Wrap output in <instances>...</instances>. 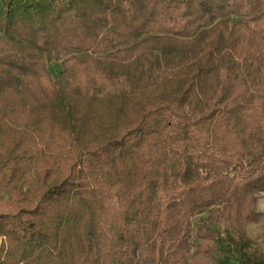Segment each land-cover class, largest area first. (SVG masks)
I'll list each match as a JSON object with an SVG mask.
<instances>
[{"label": "trees", "instance_id": "16d2710c", "mask_svg": "<svg viewBox=\"0 0 264 264\" xmlns=\"http://www.w3.org/2000/svg\"><path fill=\"white\" fill-rule=\"evenodd\" d=\"M261 191L264 0H0V264H252Z\"/></svg>", "mask_w": 264, "mask_h": 264}, {"label": "rangeland", "instance_id": "374dc122", "mask_svg": "<svg viewBox=\"0 0 264 264\" xmlns=\"http://www.w3.org/2000/svg\"><path fill=\"white\" fill-rule=\"evenodd\" d=\"M62 69L61 61H53L48 63V70L56 79ZM257 211L262 212V217L258 222L248 225L247 235L252 240L251 253L252 264H264V191L257 194V200L254 205ZM208 210H205L195 216L193 219L194 225H197L201 219L206 217ZM231 264H238L235 257L232 258Z\"/></svg>", "mask_w": 264, "mask_h": 264}]
</instances>
